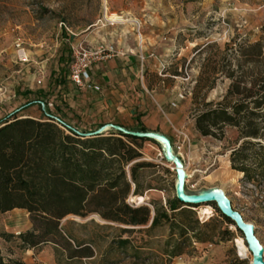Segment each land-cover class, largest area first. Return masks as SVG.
Listing matches in <instances>:
<instances>
[{
	"label": "rangeland",
	"instance_id": "rangeland-1",
	"mask_svg": "<svg viewBox=\"0 0 264 264\" xmlns=\"http://www.w3.org/2000/svg\"><path fill=\"white\" fill-rule=\"evenodd\" d=\"M103 13L106 20L121 23L119 28H132L135 39V23L139 24L137 40L145 53L152 54V58L160 54L165 60L158 63L164 76L150 74V79L153 83L162 80L166 93L172 90L181 97L180 115L173 127L166 123L164 131L183 163L185 188L189 192L221 190L232 209L253 225L264 262V179L249 184L231 168L230 154L242 142L234 128L223 127L220 138L198 135L194 124L197 106L192 98L196 80L203 73L209 78L217 73L213 88L205 93L206 102L219 101L226 93L229 80L221 74L227 71L225 62L223 71L216 65L213 73L204 69L207 62L214 66L227 55L229 68L236 69L233 54L238 46L264 44V0H0V120L10 115L43 119L40 105L23 108L27 99L22 93L47 89L58 52L65 50L70 60L74 39L97 16L102 19ZM160 44L166 49L165 57L158 49ZM20 51L26 54L27 62H19ZM240 64L242 71L252 67L264 71L263 63ZM40 78L43 84L38 85ZM46 111L54 112L48 106ZM61 118L80 132L89 131L73 117ZM94 130L90 127V131ZM141 154L139 161L150 166L138 174L144 198L140 206L150 210L153 204L163 207L174 196V171L162 158L158 145L145 142ZM131 196L126 203L136 207ZM200 206L211 208L209 218L199 216ZM186 209L192 212L184 218H173L174 223H183L190 229L184 239L176 230L170 231L168 225L154 229H148L149 225L126 227L105 222L96 214L84 218L68 215L60 221L65 241L57 240V245L47 242L35 249L24 247L18 239L20 233L31 230L27 212L0 213V235H12L0 238V253L5 261L19 264H250L251 254L242 234L221 218L214 204ZM194 235L207 241L198 242ZM238 239L245 247L243 255L238 252ZM123 240L128 243L123 245ZM85 248L92 252L91 258L72 257L75 249ZM175 249L182 253L170 257L169 252Z\"/></svg>",
	"mask_w": 264,
	"mask_h": 264
},
{
	"label": "trees",
	"instance_id": "trees-1",
	"mask_svg": "<svg viewBox=\"0 0 264 264\" xmlns=\"http://www.w3.org/2000/svg\"><path fill=\"white\" fill-rule=\"evenodd\" d=\"M64 51H61L59 64L69 63ZM233 55L236 69L229 68L227 55L214 66L208 62L204 66L206 71L213 73L217 70L216 65L221 71L226 65L227 71L221 74L229 80V85L219 101L206 102L205 94L213 88L216 72L210 78L203 73L196 80L192 90L197 106L194 110L195 130L201 137L220 138L223 127L234 128L242 142L230 154L231 168L241 173L244 181L255 184L264 179V71H257L256 67L242 71L240 61L253 66L264 64V44L240 45ZM32 95H35L34 99L30 98ZM22 96L27 99L23 108L41 102L46 111L47 103L42 93L25 90ZM136 131L147 130L140 127ZM145 142L158 145L112 130L83 138L45 116L33 119L10 115L0 120V213L14 209L27 212L31 230L20 233L18 239L29 249L47 242L57 245V240L65 241L60 221L68 215L84 218L96 214L105 222L126 227L149 225L148 229H154L168 225L170 231L176 230L179 238L184 239L190 229L183 223H174L173 218H184L192 211L182 208L184 205L175 195L167 199L163 207L153 204L152 210L126 203L129 194H143L138 174L150 166L139 161ZM11 236L1 234L0 238ZM193 238L198 242L207 241ZM127 243V240L122 241L123 245ZM181 253L176 250L169 255L175 257ZM72 257L91 258L92 252L88 248L75 249ZM0 264L19 263L5 261L0 253Z\"/></svg>",
	"mask_w": 264,
	"mask_h": 264
},
{
	"label": "crops",
	"instance_id": "crops-1",
	"mask_svg": "<svg viewBox=\"0 0 264 264\" xmlns=\"http://www.w3.org/2000/svg\"><path fill=\"white\" fill-rule=\"evenodd\" d=\"M104 13L102 19L97 16L82 31L83 34L74 40L76 43L82 41L92 48L113 44L124 55L92 66L88 73L89 84L84 88H76L67 78L68 63L59 64L61 52H58L56 67L50 71L47 89L36 92L42 93L47 105L53 107L51 115L61 120L64 115L73 117L74 121L83 123L89 131L90 127L97 129L110 123L129 130L143 127L169 138L167 131H164L165 124L173 127V122L180 115L181 97L172 90L166 93L161 86L162 80L153 83L150 79V74L161 78L164 76L158 69V63L165 60L161 59L160 54L152 58V54L145 53L142 47L139 51V41L131 33L132 28L131 31L119 28L121 23L106 20ZM159 48L165 57L166 49H162L161 44ZM139 55L143 56V62H140ZM36 83L43 84V79H37ZM17 211L24 210L14 209L6 213L17 214L14 213Z\"/></svg>",
	"mask_w": 264,
	"mask_h": 264
},
{
	"label": "water",
	"instance_id": "water-1",
	"mask_svg": "<svg viewBox=\"0 0 264 264\" xmlns=\"http://www.w3.org/2000/svg\"><path fill=\"white\" fill-rule=\"evenodd\" d=\"M39 105L46 118L56 121L67 130L83 138L98 136L108 130H112L123 135L156 142L161 149L162 158L166 163L171 165L174 171V195L176 200L186 208L187 206H199L211 203L214 204L218 212L233 224L234 229L238 230L242 234L247 250L251 254L250 264H264L262 258L263 249L254 235L253 225L245 222L242 216L237 211L232 209L230 201L221 190L208 189L199 192L185 191V179L187 176L184 172L183 163L179 156L175 153L173 146L171 145V142L167 136L154 131L129 130L110 123L102 125L91 132H80L64 123L58 117L47 113L43 103L40 102ZM140 205L141 204L136 205V207Z\"/></svg>",
	"mask_w": 264,
	"mask_h": 264
},
{
	"label": "built area",
	"instance_id": "built-area-1",
	"mask_svg": "<svg viewBox=\"0 0 264 264\" xmlns=\"http://www.w3.org/2000/svg\"><path fill=\"white\" fill-rule=\"evenodd\" d=\"M135 26L137 38H140L139 24L135 23ZM138 49L141 51L140 41L138 42ZM70 50L71 54L67 68V78L68 81L76 88H84L89 84L88 73L92 66L109 58L124 55V52L121 49H117L113 44L92 48L82 41L75 43L73 46H71ZM17 56L19 62L23 63L27 62L28 60L26 54L23 51H20ZM143 59V56L139 55L140 62H143ZM47 106L50 107L51 105L48 104ZM52 122L61 126L54 120H52ZM182 136L186 138L185 135Z\"/></svg>",
	"mask_w": 264,
	"mask_h": 264
},
{
	"label": "bare ground",
	"instance_id": "bare-ground-1",
	"mask_svg": "<svg viewBox=\"0 0 264 264\" xmlns=\"http://www.w3.org/2000/svg\"><path fill=\"white\" fill-rule=\"evenodd\" d=\"M130 199L136 205L143 204V202H144V198L142 196H131ZM198 211H199V216L203 217V218H206V219L209 218L211 213H212L211 212V208L209 206H200L198 208ZM236 244H237V247H238L239 255H243L244 252H245V247H244V245L242 243V240L238 239L236 241Z\"/></svg>",
	"mask_w": 264,
	"mask_h": 264
}]
</instances>
